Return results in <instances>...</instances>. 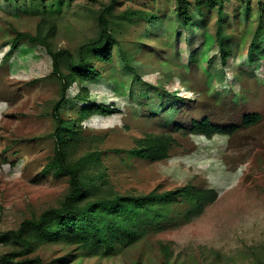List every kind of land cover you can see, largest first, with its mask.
<instances>
[{
    "label": "rangeland",
    "instance_id": "rangeland-1",
    "mask_svg": "<svg viewBox=\"0 0 264 264\" xmlns=\"http://www.w3.org/2000/svg\"><path fill=\"white\" fill-rule=\"evenodd\" d=\"M110 1L0 0V254L13 248L5 242V231L18 226L24 217L57 203L68 186L66 177L40 176L53 152L50 134L55 123L51 110L60 96V78L52 72L53 61L44 44L26 36L17 40V33L41 32L42 36L49 33L47 40L51 47L68 48L76 54L81 44L97 35V13ZM224 1L222 20L215 12L205 24L201 18L196 19L189 30L192 34L189 47L188 31L184 29L175 43L176 23L172 17L175 0H118V12L126 8L158 11L151 20L135 16L132 27L123 34V41L137 39L145 29L158 37H151L150 43L161 42L159 38H163L166 56L156 53L147 43L136 58L155 63L159 60L160 68L148 71L144 78L164 82L170 92L193 100H188L185 107L187 116L182 118L181 129L168 127L162 115L148 113L144 103L131 98V79L122 69L112 79L105 75L83 83L89 87L92 101L113 104L117 109L83 121L86 132L108 133V139L100 145V156L115 189L149 192L193 182L215 188L217 199L191 220H186L183 214L189 204L178 201L172 218L113 255L88 254L58 242L38 248L36 253L45 261L50 264L264 261V17L257 16L261 0ZM220 46L227 54L226 67H222ZM176 48L180 51L176 52ZM190 50L191 53L198 50L196 64L193 61L188 65ZM95 61L98 66L104 64ZM113 61L120 69L116 49ZM169 71L175 75L164 80ZM83 84L76 81L70 86L68 100L62 107L65 116L72 113L77 101L74 98ZM173 103L180 106L182 100ZM255 111L260 112L261 118L245 125V115ZM209 113L216 115L221 124L240 127L232 134L218 133L213 137L190 131L193 116L201 118ZM107 120H113V126L107 130L100 128ZM144 129H166L173 133L178 143L168 158L152 161L114 150ZM120 132H126L129 139Z\"/></svg>",
    "mask_w": 264,
    "mask_h": 264
},
{
    "label": "trees",
    "instance_id": "trees-1",
    "mask_svg": "<svg viewBox=\"0 0 264 264\" xmlns=\"http://www.w3.org/2000/svg\"><path fill=\"white\" fill-rule=\"evenodd\" d=\"M259 2L257 16L262 19L264 1ZM224 3V0H175L172 13L176 23L175 43L179 41L181 29H184L188 31L186 40L190 47L192 34L189 30L196 19L201 18L205 24L215 12L222 20ZM117 4L118 0H111L104 8L99 9L97 35L81 44L76 54L68 48L55 50L51 47L47 40L49 33L45 36L41 32L17 33V40L26 36L44 44L53 61L52 72L60 78V96L51 110L55 123L50 134L53 137V152L44 164L40 176L66 177L68 186L57 203L24 217L18 226L5 231V242L12 244L13 248L0 254V264H50L36 252L41 245L58 242L75 246L88 254L113 255L118 250L136 244L150 229H157L172 218L171 214L178 201L189 204L183 214L186 220H191L218 197L215 188L193 182L165 190L156 188L149 192H122L109 182L107 167L100 156V145H104L108 133L86 132L82 122L92 115L112 113L117 109L113 104L92 101L89 98V87L84 82H93L105 75L112 79L122 69L131 79V98L140 104L144 103L148 107V113L162 115L167 126L171 125L176 129L184 127L182 118L187 116L186 108L193 101L170 92L164 82L155 83L144 78L148 71L161 66L159 60L155 63L136 58L143 50L142 45L150 43L151 37L155 36L151 30H142L133 41H123V34L132 27L135 16L142 15L151 20L157 17L158 11L126 8L118 12ZM42 7L46 5L42 4ZM247 11L250 12L249 3ZM159 39L162 41H154V44L149 45L156 53L166 56L165 42L163 38ZM113 49L117 50L120 69L113 61ZM175 51L180 50L176 48ZM219 53L223 58L222 67H226L227 54L222 46L219 47ZM173 56L175 57L174 54ZM198 58V50L195 53L190 50L188 65H192L190 62L193 61L196 64ZM95 60L104 64L98 66ZM165 75L164 80H170L175 74L169 71ZM76 81L83 85L74 98L77 101L72 113L65 116L62 107L68 100L70 86ZM177 99L182 100L180 106L173 103ZM260 118V112H249L245 115L244 124L250 125ZM216 119V115L212 113L201 118L193 116L189 129L213 137L218 133L232 134L240 127L238 124H221ZM121 134L129 139L126 132ZM177 143V138L171 131L144 129L142 134L132 135L130 141L114 150L127 152L133 158L158 161L168 158ZM136 264L142 262L139 260ZM260 264H264V261Z\"/></svg>",
    "mask_w": 264,
    "mask_h": 264
},
{
    "label": "clouds",
    "instance_id": "clouds-1",
    "mask_svg": "<svg viewBox=\"0 0 264 264\" xmlns=\"http://www.w3.org/2000/svg\"><path fill=\"white\" fill-rule=\"evenodd\" d=\"M113 123H114L113 120H107L103 122L99 127L107 130L113 126ZM82 124H85V122H82Z\"/></svg>",
    "mask_w": 264,
    "mask_h": 264
}]
</instances>
